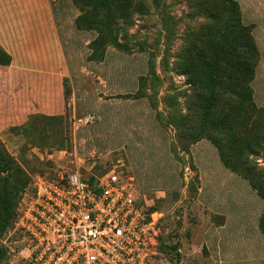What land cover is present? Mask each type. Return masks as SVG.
Wrapping results in <instances>:
<instances>
[{
  "label": "rangeland",
  "instance_id": "rangeland-1",
  "mask_svg": "<svg viewBox=\"0 0 264 264\" xmlns=\"http://www.w3.org/2000/svg\"><path fill=\"white\" fill-rule=\"evenodd\" d=\"M48 1L68 70L62 109L0 135V158L18 168L14 185L70 171L75 148L84 176L115 169L157 214L149 264H264V199L221 162L211 137L221 144L223 135L216 122L205 128L203 98L177 66L186 36L206 22L200 0H132L119 48L92 46L98 31L75 25L73 0ZM234 1L255 40L252 96L264 107V0ZM252 159L264 169V149ZM0 264L23 263L0 251Z\"/></svg>",
  "mask_w": 264,
  "mask_h": 264
},
{
  "label": "trees",
  "instance_id": "trees-1",
  "mask_svg": "<svg viewBox=\"0 0 264 264\" xmlns=\"http://www.w3.org/2000/svg\"><path fill=\"white\" fill-rule=\"evenodd\" d=\"M81 14L75 25L96 30L94 48L122 47L118 31L129 24L132 0H73ZM206 22L189 32L177 58L188 84L203 98L201 106L209 126H216L223 141L211 137L223 165L246 179L264 199V169L252 159L264 149V107L253 101L251 82L257 66V49L251 29L242 23L234 0H200L195 5ZM0 49V66L10 63ZM214 128V127H212ZM2 148V147H0ZM1 150V149H0ZM13 162L0 158V238L11 227L16 205L26 187L12 180L19 172ZM264 232V214L260 219ZM4 253V247L0 246Z\"/></svg>",
  "mask_w": 264,
  "mask_h": 264
},
{
  "label": "built area",
  "instance_id": "built-area-1",
  "mask_svg": "<svg viewBox=\"0 0 264 264\" xmlns=\"http://www.w3.org/2000/svg\"><path fill=\"white\" fill-rule=\"evenodd\" d=\"M69 154L73 169L36 175L22 192L0 238L5 257L23 264H149L157 214L148 213L133 180L115 169L84 176L75 148Z\"/></svg>",
  "mask_w": 264,
  "mask_h": 264
},
{
  "label": "crops",
  "instance_id": "crops-1",
  "mask_svg": "<svg viewBox=\"0 0 264 264\" xmlns=\"http://www.w3.org/2000/svg\"><path fill=\"white\" fill-rule=\"evenodd\" d=\"M0 49L11 59L0 66L3 138L10 126L31 114L61 112L68 70L49 1L0 0Z\"/></svg>",
  "mask_w": 264,
  "mask_h": 264
}]
</instances>
